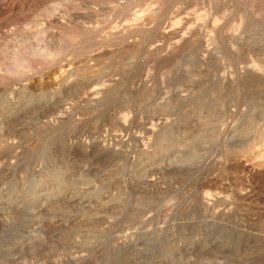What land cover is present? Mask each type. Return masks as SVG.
I'll return each instance as SVG.
<instances>
[{
	"label": "rangeland",
	"instance_id": "1",
	"mask_svg": "<svg viewBox=\"0 0 264 264\" xmlns=\"http://www.w3.org/2000/svg\"><path fill=\"white\" fill-rule=\"evenodd\" d=\"M0 264H264V0H0Z\"/></svg>",
	"mask_w": 264,
	"mask_h": 264
},
{
	"label": "bare ground",
	"instance_id": "2",
	"mask_svg": "<svg viewBox=\"0 0 264 264\" xmlns=\"http://www.w3.org/2000/svg\"><path fill=\"white\" fill-rule=\"evenodd\" d=\"M175 24H176V23H175ZM255 64H256V63H255ZM253 67H254V66H253ZM254 69H256V68H254ZM254 69H253V70H254Z\"/></svg>",
	"mask_w": 264,
	"mask_h": 264
}]
</instances>
